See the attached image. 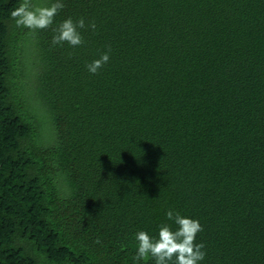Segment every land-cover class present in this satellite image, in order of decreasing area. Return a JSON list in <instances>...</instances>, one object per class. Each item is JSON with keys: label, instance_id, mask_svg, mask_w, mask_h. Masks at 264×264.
<instances>
[{"label": "trees", "instance_id": "trees-1", "mask_svg": "<svg viewBox=\"0 0 264 264\" xmlns=\"http://www.w3.org/2000/svg\"><path fill=\"white\" fill-rule=\"evenodd\" d=\"M22 2L0 0V264H134L169 209L204 264H264V0H64L96 24L75 49Z\"/></svg>", "mask_w": 264, "mask_h": 264}, {"label": "clouds", "instance_id": "clouds-1", "mask_svg": "<svg viewBox=\"0 0 264 264\" xmlns=\"http://www.w3.org/2000/svg\"><path fill=\"white\" fill-rule=\"evenodd\" d=\"M64 8V0H47L45 4H36L32 0L23 2L12 11L11 16L17 27L35 32L51 30L50 45L75 49L83 45V32L95 30L96 24H86L85 18L73 19L71 16L56 20ZM107 51L85 65L90 74L97 72L109 62ZM165 220L157 226L155 234L141 229L133 233L136 242L134 264H204L206 251L197 237L203 228L196 218L182 215L175 209L165 212ZM170 222V223H168Z\"/></svg>", "mask_w": 264, "mask_h": 264}, {"label": "rangeland", "instance_id": "rangeland-1", "mask_svg": "<svg viewBox=\"0 0 264 264\" xmlns=\"http://www.w3.org/2000/svg\"><path fill=\"white\" fill-rule=\"evenodd\" d=\"M37 2L38 4H45L44 0H37ZM48 130H49V127H47L46 135H47Z\"/></svg>", "mask_w": 264, "mask_h": 264}]
</instances>
